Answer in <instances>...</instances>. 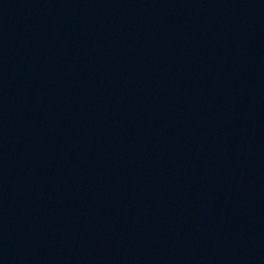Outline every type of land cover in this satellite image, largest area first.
Returning a JSON list of instances; mask_svg holds the SVG:
<instances>
[{
    "label": "water",
    "instance_id": "water-1",
    "mask_svg": "<svg viewBox=\"0 0 264 264\" xmlns=\"http://www.w3.org/2000/svg\"><path fill=\"white\" fill-rule=\"evenodd\" d=\"M264 0H0V264H35L218 69Z\"/></svg>",
    "mask_w": 264,
    "mask_h": 264
}]
</instances>
